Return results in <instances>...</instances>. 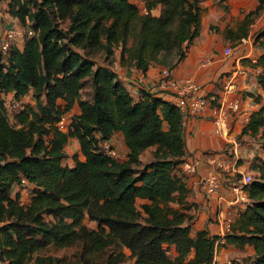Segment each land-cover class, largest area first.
<instances>
[{"label": "trees", "instance_id": "trees-1", "mask_svg": "<svg viewBox=\"0 0 264 264\" xmlns=\"http://www.w3.org/2000/svg\"><path fill=\"white\" fill-rule=\"evenodd\" d=\"M2 1L33 35L26 34L22 49L0 47V264H212L220 237L206 230L192 235L190 207L171 206L189 193L178 175L186 118L151 92L142 90L136 100L113 59L120 49L122 67L173 71L199 36L202 0H141L147 15L131 0ZM260 11L246 18L244 37ZM255 45L264 51V29ZM257 64L264 91V54ZM7 95L21 103L32 98L14 122ZM76 105L80 114L61 131L58 123ZM117 134L128 149L123 161L102 149ZM242 136L264 149V110L251 115ZM71 140L84 158L73 155V166L64 165ZM250 169L246 208L224 239L254 249L244 264H264V159L256 157ZM24 179L34 185L26 207L12 197Z\"/></svg>", "mask_w": 264, "mask_h": 264}, {"label": "crops", "instance_id": "crops-1", "mask_svg": "<svg viewBox=\"0 0 264 264\" xmlns=\"http://www.w3.org/2000/svg\"><path fill=\"white\" fill-rule=\"evenodd\" d=\"M131 2L137 5L136 3L139 1L131 0ZM140 4H144V2L140 0ZM0 5L3 6L5 12V15L2 16L4 25L1 23L0 14V43L4 40L7 32L14 31L18 36L13 46L22 49L25 42V39L21 38V28L23 27L8 14L7 2L2 1ZM259 7H261L260 0H202L203 12L199 36L189 46L185 59L173 70L176 80L179 82L186 79L197 81L203 87L204 94L209 98L221 94L222 84L227 76L232 73L238 75L239 91L236 100L241 105V111L231 119V127L242 144L238 162L239 169L241 172L251 175L255 174L251 171L250 164L256 157L264 159V149L256 139L242 136V130L253 113L264 110V91L258 83L262 68L257 64L264 51L255 45V37L264 29V12L260 11L258 16L251 17L253 22L249 26L247 37H244L240 32V28L246 18L256 12ZM7 25H11V29ZM4 26L6 29L2 32ZM228 47L233 49L231 56H226L224 53ZM113 59L114 70L118 78L127 86L136 100L140 99L141 91L145 90L164 101L171 102V95L159 87V78L163 67L153 66L146 74L135 68L122 67L120 49L115 51ZM254 60L256 63L253 62ZM78 114H80V107L76 105L68 115L72 117ZM184 126L186 156L185 162L179 167L178 175L183 176L189 193L182 204L177 198L171 206L178 210H182L184 206L190 207L186 213L190 219L192 235L198 231L206 230L211 236L220 237L222 223L226 219L236 220L239 212L246 208V204L240 201L235 204V199L238 196L229 186L231 178L220 194L223 198H220L219 195L208 194L202 186V180L209 170L207 158L211 155L224 158L230 156L233 160L232 148L215 133L214 123L208 114L203 117L186 118ZM109 143L121 154L127 156L128 149L122 134H117ZM79 157L82 159L81 154ZM195 161L199 162L196 173L181 174L185 163ZM68 165L73 166V163H68ZM19 192L21 196H24L17 184L13 189L12 197L15 198ZM144 203L146 201L138 200V205ZM218 245L213 262L216 260L224 262L235 258L244 262L255 253L252 247L239 250L234 246L225 245V241ZM174 250L173 247L171 251L174 252Z\"/></svg>", "mask_w": 264, "mask_h": 264}, {"label": "built area", "instance_id": "built-area-1", "mask_svg": "<svg viewBox=\"0 0 264 264\" xmlns=\"http://www.w3.org/2000/svg\"><path fill=\"white\" fill-rule=\"evenodd\" d=\"M262 11L264 12V0H260ZM142 13L147 15L149 12L142 7ZM27 36H32L33 32L28 31ZM17 33L14 31H9L5 34L4 40L0 43L1 50L6 53L10 50L11 46L17 38ZM226 56H231L233 54V49L228 47L224 51ZM256 63V61H253ZM237 74L232 73L227 76L222 84L221 94L217 97H207L204 94L203 87L193 79H186L179 82L173 76V71L168 68H163L159 78V87L171 95V102L175 104L177 108L180 109L185 118L190 117H203L207 114L210 116L212 122L215 126V133L221 137L225 143L232 148V158H224L221 156L211 155L207 158V163L209 170L206 176L202 180V186L204 190L210 195H219L223 198L221 194L223 187L229 181V178H233L239 175L240 178L236 182L231 180L230 187L237 198L235 199V204L237 202L247 203V197L245 196L244 188L251 184L253 181V176L251 174H246L239 169V158L241 142L234 134L231 127V119L239 114L241 111V105L236 100L239 91V86L237 83ZM14 107L19 108V110L24 108V103L18 102L12 98V103ZM68 118L63 117V119L58 123V128L61 131H67L69 122ZM103 152L110 158L114 160H125L126 156L117 151L109 142H104L102 144ZM199 162L195 161L192 163H185L183 165V170L181 174L196 173ZM232 185V186H231ZM21 192L24 196H21L20 192V205L26 207L32 197L34 196L33 189L34 185L27 180H22L19 184ZM235 205L234 203H232ZM234 220L226 219L222 224V235L217 244L225 241V236L231 231ZM212 264H244L241 259H229L227 261H214Z\"/></svg>", "mask_w": 264, "mask_h": 264}, {"label": "rangeland", "instance_id": "rangeland-1", "mask_svg": "<svg viewBox=\"0 0 264 264\" xmlns=\"http://www.w3.org/2000/svg\"><path fill=\"white\" fill-rule=\"evenodd\" d=\"M136 1H139L137 2L136 4L142 9L143 6H145V4H140V0H136ZM0 14H1V23L2 25H4V19L2 16L5 15V12L3 10V6L0 5ZM11 26V25H10ZM9 25H7V27L9 29L10 28ZM6 29V27L4 26L3 29H2V32H4ZM22 29V39L24 40L25 39V36H26V29ZM4 102H5V105L7 106L8 110H9V113H10V116H11V121L14 122L15 121V113L19 110V108L17 107H14L11 103H12V98H13V95H10V96H4ZM24 104H32V98L31 97H27L24 99V101L22 102ZM66 118H68L69 120L71 119V116L69 115H66ZM69 120H67L69 122ZM77 141L76 140H71L69 145L66 147V153H67V158L66 160L64 161V165H68V163H73V155H76V154H79L80 155V147L79 145H77L78 143H76ZM82 159L83 156H81ZM151 158V151H147L144 155H143V159L144 160H148ZM123 161V160H121ZM23 189V188H21ZM18 196L19 193H18ZM87 226L91 229H96V224L93 223V222H90V221H87ZM73 252V250H67V251H53L51 250L50 253L54 254V255H57V256H69L71 253Z\"/></svg>", "mask_w": 264, "mask_h": 264}]
</instances>
